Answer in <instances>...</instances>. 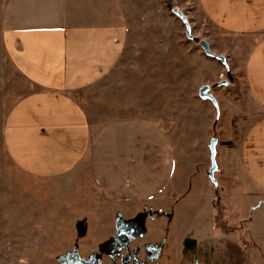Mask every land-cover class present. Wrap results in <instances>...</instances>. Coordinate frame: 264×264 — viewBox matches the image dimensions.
Returning <instances> with one entry per match:
<instances>
[{"label":"rangeland","instance_id":"374dc122","mask_svg":"<svg viewBox=\"0 0 264 264\" xmlns=\"http://www.w3.org/2000/svg\"><path fill=\"white\" fill-rule=\"evenodd\" d=\"M127 1L124 53L75 98L97 125L140 117L164 128L178 152V182L150 202H118L83 167L46 178L20 169L4 147V123L17 101L38 88L15 70L0 44V264H123L125 256L129 264H178L190 241L206 237L237 240L251 261L264 264V205L250 211L259 200L248 205V192L235 189L234 172L216 187L207 176L209 136L233 139L246 126L226 111L218 120L212 103L199 99L204 85L221 105L223 91L241 97V42L220 33L197 0ZM173 8L186 16L196 40L185 36ZM201 39L225 56L230 79L220 60L205 56ZM223 80L228 83L219 85ZM221 159V168L234 170L231 159Z\"/></svg>","mask_w":264,"mask_h":264},{"label":"crops","instance_id":"0c3cea01","mask_svg":"<svg viewBox=\"0 0 264 264\" xmlns=\"http://www.w3.org/2000/svg\"><path fill=\"white\" fill-rule=\"evenodd\" d=\"M197 4L220 33L241 42L244 52L238 76L241 97L223 91L222 105L217 100L215 105L199 96L212 103L218 120L226 111L246 126L233 139L221 133L213 137L215 181L234 172L235 189L248 192V205L259 200L250 211L258 210L264 205V0ZM129 10L127 0H0V44L15 70L38 88L9 111L3 141L12 161L29 174L57 177L83 167L108 198L150 202L179 177L178 152L164 128L140 117L97 125L75 98L121 58L130 35ZM223 154L233 161V171L221 168ZM178 264L256 262L237 240L206 237L190 241Z\"/></svg>","mask_w":264,"mask_h":264},{"label":"water","instance_id":"95a60500","mask_svg":"<svg viewBox=\"0 0 264 264\" xmlns=\"http://www.w3.org/2000/svg\"><path fill=\"white\" fill-rule=\"evenodd\" d=\"M179 18H181V20L183 21V23L185 24V36L190 39V40H196L197 38L193 35H191V29L189 26V23L187 21V18L184 14H182L177 8H173L172 10ZM198 45L201 47V49L203 50V52L214 59H218L220 60L226 68H228V65L226 63V58L225 56L221 55V54H216L215 52H213L210 47L209 44L204 40L201 39L200 41H198ZM228 83L227 80H223L221 82H219V85H226ZM199 96L202 99H209L213 102V104L216 105V100L214 99L213 96H211V94L209 93V86L204 85L199 89ZM217 143L216 138H212L210 140V144H209V150H210V168L208 171V176L211 179V181L216 182L215 178H214V172L217 169V165H216V161H215V145ZM127 258V257H125ZM124 260V264H126L127 262Z\"/></svg>","mask_w":264,"mask_h":264},{"label":"flooded vegetation","instance_id":"af4514ba","mask_svg":"<svg viewBox=\"0 0 264 264\" xmlns=\"http://www.w3.org/2000/svg\"><path fill=\"white\" fill-rule=\"evenodd\" d=\"M226 71H227V75H228V77H229V79L231 78V76L229 75V73H228V68H226ZM136 250H138V249H136ZM125 257H127V258H125ZM123 259H125V261L129 264V261H130V257L129 256H125ZM126 263V264H127ZM123 264H124V260H123Z\"/></svg>","mask_w":264,"mask_h":264},{"label":"trees","instance_id":"16d2710c","mask_svg":"<svg viewBox=\"0 0 264 264\" xmlns=\"http://www.w3.org/2000/svg\"><path fill=\"white\" fill-rule=\"evenodd\" d=\"M228 73H229V75L231 76V73H230L229 70H228ZM214 186H215V187L217 186L216 182H214Z\"/></svg>","mask_w":264,"mask_h":264}]
</instances>
